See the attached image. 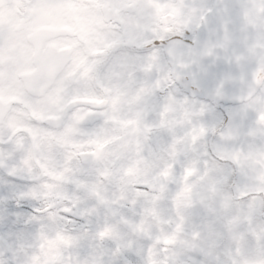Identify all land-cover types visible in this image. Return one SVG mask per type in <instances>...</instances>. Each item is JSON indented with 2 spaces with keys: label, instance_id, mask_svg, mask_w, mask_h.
Segmentation results:
<instances>
[{
  "label": "snow or ice",
  "instance_id": "snow-or-ice-1",
  "mask_svg": "<svg viewBox=\"0 0 264 264\" xmlns=\"http://www.w3.org/2000/svg\"><path fill=\"white\" fill-rule=\"evenodd\" d=\"M0 264H264V0H0Z\"/></svg>",
  "mask_w": 264,
  "mask_h": 264
}]
</instances>
